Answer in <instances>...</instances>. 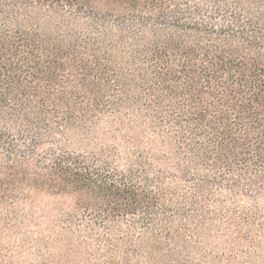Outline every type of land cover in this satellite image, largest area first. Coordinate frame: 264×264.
I'll return each mask as SVG.
<instances>
[{
	"label": "trees",
	"instance_id": "1",
	"mask_svg": "<svg viewBox=\"0 0 264 264\" xmlns=\"http://www.w3.org/2000/svg\"><path fill=\"white\" fill-rule=\"evenodd\" d=\"M0 264H264V0H0Z\"/></svg>",
	"mask_w": 264,
	"mask_h": 264
}]
</instances>
